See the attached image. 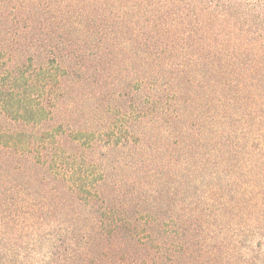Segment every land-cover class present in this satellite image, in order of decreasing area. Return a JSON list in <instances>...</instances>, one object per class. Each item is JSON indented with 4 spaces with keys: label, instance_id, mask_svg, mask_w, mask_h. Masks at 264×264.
Instances as JSON below:
<instances>
[{
    "label": "trees",
    "instance_id": "trees-1",
    "mask_svg": "<svg viewBox=\"0 0 264 264\" xmlns=\"http://www.w3.org/2000/svg\"><path fill=\"white\" fill-rule=\"evenodd\" d=\"M0 264H264V0H0Z\"/></svg>",
    "mask_w": 264,
    "mask_h": 264
}]
</instances>
